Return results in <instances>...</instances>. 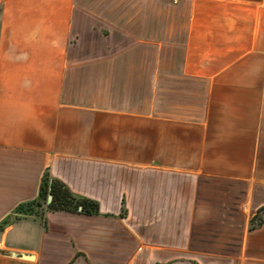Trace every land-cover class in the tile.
Instances as JSON below:
<instances>
[{"label": "crops", "instance_id": "crops-1", "mask_svg": "<svg viewBox=\"0 0 264 264\" xmlns=\"http://www.w3.org/2000/svg\"><path fill=\"white\" fill-rule=\"evenodd\" d=\"M0 264H264V0H0Z\"/></svg>", "mask_w": 264, "mask_h": 264}, {"label": "trees", "instance_id": "trees-1", "mask_svg": "<svg viewBox=\"0 0 264 264\" xmlns=\"http://www.w3.org/2000/svg\"><path fill=\"white\" fill-rule=\"evenodd\" d=\"M50 195L53 199L51 203H48ZM46 211H66L85 215H99L100 207L94 200L75 195L64 183L52 178L47 172L43 177L39 197L32 202L19 205L12 215L0 223V237L9 226L21 219L28 216L43 218ZM263 220V215L258 216L259 223L263 222Z\"/></svg>", "mask_w": 264, "mask_h": 264}, {"label": "water", "instance_id": "water-1", "mask_svg": "<svg viewBox=\"0 0 264 264\" xmlns=\"http://www.w3.org/2000/svg\"><path fill=\"white\" fill-rule=\"evenodd\" d=\"M52 199H53V198H52V196L50 195L49 198H48V203H51Z\"/></svg>", "mask_w": 264, "mask_h": 264}, {"label": "rangeland", "instance_id": "rangeland-1", "mask_svg": "<svg viewBox=\"0 0 264 264\" xmlns=\"http://www.w3.org/2000/svg\"><path fill=\"white\" fill-rule=\"evenodd\" d=\"M0 241H1V237H0Z\"/></svg>", "mask_w": 264, "mask_h": 264}, {"label": "built area", "instance_id": "built-area-1", "mask_svg": "<svg viewBox=\"0 0 264 264\" xmlns=\"http://www.w3.org/2000/svg\"><path fill=\"white\" fill-rule=\"evenodd\" d=\"M263 217H264V214H263Z\"/></svg>", "mask_w": 264, "mask_h": 264}]
</instances>
